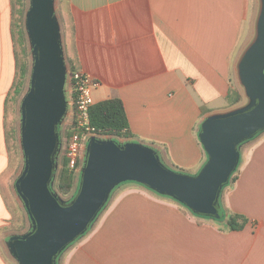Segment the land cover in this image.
Returning <instances> with one entry per match:
<instances>
[{"label": "crops", "instance_id": "crops-1", "mask_svg": "<svg viewBox=\"0 0 264 264\" xmlns=\"http://www.w3.org/2000/svg\"><path fill=\"white\" fill-rule=\"evenodd\" d=\"M3 1L0 31H7L15 53L12 7ZM256 3L60 0L66 61L69 69L72 65L100 82L93 92L96 103L123 100L132 134L124 142L152 146L172 169L195 174L207 159L198 138L201 124L213 113L233 109L227 96L238 79V61L255 36ZM12 68L7 87L0 77V243L5 245L19 234L11 228L21 226L23 211L7 141L15 54ZM242 153L239 179L224 190L222 202L250 219L244 230L222 232L217 222L126 183L61 264H264V134ZM0 264H8L1 250Z\"/></svg>", "mask_w": 264, "mask_h": 264}, {"label": "water", "instance_id": "water-1", "mask_svg": "<svg viewBox=\"0 0 264 264\" xmlns=\"http://www.w3.org/2000/svg\"><path fill=\"white\" fill-rule=\"evenodd\" d=\"M259 3L255 36L237 65L248 103L203 121L198 138L207 159L201 169L195 174L176 171L152 146L93 136L86 146L76 195L64 200L54 184L63 147L60 128L71 113L70 69L56 0H29L24 26L32 65L20 106L24 166L15 191L30 227L6 242L18 264H61L66 251L91 231L126 183L169 198L194 215L213 221L222 218L224 188L242 163V148L264 134V0Z\"/></svg>", "mask_w": 264, "mask_h": 264}, {"label": "rangeland", "instance_id": "rangeland-1", "mask_svg": "<svg viewBox=\"0 0 264 264\" xmlns=\"http://www.w3.org/2000/svg\"><path fill=\"white\" fill-rule=\"evenodd\" d=\"M24 2H25L24 6L20 7L17 0H8V3H10L11 7H12L11 34L13 36L14 45L16 47L15 53L12 50L11 38L9 37V35L6 31L7 30L6 27L4 29H1V30L6 31L4 34L0 31V77L3 76L2 88L7 87V85L9 84V81H10L9 79H10L12 69H13L12 68V62H13V55L14 54L16 57V68L17 69L19 67V70H20L22 67V64H24V63L29 66V70L31 69L32 53H31L29 41H28V38L26 35L25 26H24L25 14L22 15L23 12L25 13L26 10L28 9L29 0H25ZM2 3L7 4V0H4ZM60 6H61L60 0H56V9H57V15H58L59 19L62 16V10H61ZM252 6H253V1L251 3V10H252ZM259 7H260V3H259V0H257L255 14H254V23H255L256 16L258 14V8ZM21 32H24L23 38H22ZM253 35H254V27H253V32L251 33V39H252ZM4 50H5V57L4 56L1 57V54ZM29 82H30V71H29V75L27 77V80L25 82V85L23 87L22 95L20 97H18L16 101H14L13 100L14 94L12 93L9 97V100H8L7 141H8V150H9L10 156L12 158V163H13L12 165L14 167V173H13L14 177L13 178L15 181L17 180L18 176L20 175V173L23 169V166H24V158H23V153H22L21 146H20V122H21L20 106H21L22 97L29 88ZM235 82L237 83V86H239V88L241 89V91L244 94L243 87L239 84L238 79H236ZM235 82H234V84H236ZM68 94H70L69 90H68ZM247 103H248V99L244 96V100L236 107H241L243 105H246ZM236 107H234V108H236ZM70 124H71V117H68L66 119V121L64 122L62 128H60V130L62 132L63 147H62V151H61V154L59 157V168H58L57 173H56V181H57L58 174H59L61 167H62L61 166L62 159L65 155V148H66L65 138H66V132H67L68 128L70 127ZM116 140H118V139H116ZM118 141L124 142L125 140L119 139ZM245 147H246V145L243 146L242 150H244ZM243 159H244V156L242 153V160ZM168 166L170 167V165H168ZM240 167H241V165H240ZM170 168H172V167H170ZM78 181H79V177L76 180L77 185H78ZM76 188H77V186H76ZM54 189L56 192L59 193V195L62 199L69 200L71 198L72 194L71 195H62L58 191L56 182L54 184ZM21 206L23 209L22 214H21V226L11 228V230L13 232H18L19 234L27 232L29 230V227H30V223L28 221V216L26 214V211L23 208V205H21ZM15 214H16V212H15ZM0 250H1L2 255L6 258L8 264H18L9 255L4 242L0 243ZM63 257H64V255H63ZM63 257H62V259H63ZM61 263H62V260H61Z\"/></svg>", "mask_w": 264, "mask_h": 264}, {"label": "trees", "instance_id": "trees-1", "mask_svg": "<svg viewBox=\"0 0 264 264\" xmlns=\"http://www.w3.org/2000/svg\"><path fill=\"white\" fill-rule=\"evenodd\" d=\"M20 7H23L25 4V0H17ZM24 11V10H23ZM22 11V12H23ZM21 12V11H20ZM25 13L23 12L22 15ZM22 38L24 32H21ZM29 66L27 64H22L21 69L19 67L17 69L16 81L14 83L11 94H14L13 100L16 101L18 97H20L23 93V87L29 75ZM70 71H77L72 65L70 66ZM19 78V79H18ZM18 79V80H17ZM10 94V95H11ZM72 99H75L76 95L73 92L71 94ZM70 99V97H69ZM9 100V97H8ZM244 100V94L237 86V84H232L230 87L229 94L227 96V104L229 108H234L238 106ZM204 112H208L204 110ZM90 119L91 125L95 128L96 133L101 136H109L114 139H124L129 140L132 138V134L130 132V124L126 112V107L122 99L120 98H109L103 100L101 102L95 103L90 110ZM72 135L71 126L68 128L66 132L65 142L69 140ZM61 170L57 177V188L58 191L62 195H71V198L76 195L77 188L76 180L78 175L75 171L71 170L69 167V162L66 156L64 155L61 163ZM240 176V168L233 174L231 177L230 183L224 188L230 189L232 188L238 181ZM222 218L220 220H216L219 225L222 226V232H233V231H242L249 224L250 219L240 213L232 212L226 209L222 203L220 207ZM197 216V215H195ZM199 218L210 219L207 217L197 216ZM80 240V239H79ZM77 240V242L79 241ZM75 242L74 244H76Z\"/></svg>", "mask_w": 264, "mask_h": 264}, {"label": "built area", "instance_id": "built-area-1", "mask_svg": "<svg viewBox=\"0 0 264 264\" xmlns=\"http://www.w3.org/2000/svg\"><path fill=\"white\" fill-rule=\"evenodd\" d=\"M69 84L72 135L66 141L65 156L68 159L70 169L75 171L79 177L84 164L88 140L93 136L99 138L113 137L98 135L91 125L90 110L96 103L93 92L100 86V82L92 75L77 70L69 72ZM73 92L76 95L75 99L71 97Z\"/></svg>", "mask_w": 264, "mask_h": 264}]
</instances>
